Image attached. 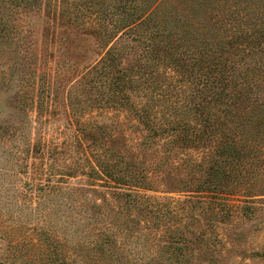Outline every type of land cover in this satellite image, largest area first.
<instances>
[{"label":"rangeland","instance_id":"rangeland-1","mask_svg":"<svg viewBox=\"0 0 264 264\" xmlns=\"http://www.w3.org/2000/svg\"><path fill=\"white\" fill-rule=\"evenodd\" d=\"M249 2L251 28H264V0ZM121 4L0 0V264H264V133L254 134L244 118L229 124L233 140L259 150L236 170L230 194L218 197L195 188L203 178L194 164L202 151L175 147L160 156L155 141L140 153L125 152L122 160L135 165V177L145 175L147 184L130 190L148 197L149 208L139 204L132 210L126 197L92 206L110 190L100 176L89 177L96 168L92 152L103 151L101 159L107 153L117 162L141 135L129 111L104 99L111 91L107 78L92 68L105 57L111 39H125L113 27L123 16ZM186 7L161 0L158 15L182 16ZM252 46L247 57L264 65V46ZM176 79L172 69L158 77L162 93L172 94V100ZM135 80L139 90H150ZM254 100L264 109L262 96ZM36 141L45 145L38 151L43 161L73 172L62 174L61 189L46 190L42 198L34 189L36 159L26 150ZM70 187L82 189L75 193ZM81 199L93 226L74 217L72 207ZM103 225L112 231L110 247L91 248L92 237L103 240ZM178 254L188 258L177 261Z\"/></svg>","mask_w":264,"mask_h":264},{"label":"trees","instance_id":"trees-1","mask_svg":"<svg viewBox=\"0 0 264 264\" xmlns=\"http://www.w3.org/2000/svg\"><path fill=\"white\" fill-rule=\"evenodd\" d=\"M178 2L187 6L182 16L179 13L158 15L161 0H122L123 16L113 27L120 29L117 37L125 39H111L108 44L114 42L106 50L105 57L92 67L107 78L106 85L111 91L104 99L110 105L129 111L131 118L136 120L132 126L141 132L138 139L131 141L129 148L123 149L118 163L110 161L107 153L101 159L103 151L102 154L92 152L96 168L89 172V177L100 176L101 185L110 188L97 197L101 204L94 202L93 207L109 206L111 200L126 197L132 210L139 204L142 209L149 208L148 197L130 190L135 184L145 186V175L135 177V165L122 160L127 156L125 152L132 153L133 150L140 153L155 141L160 143L157 144L160 156L174 153L175 147L202 151L198 164H194L199 167L203 178L195 188L197 191H210L218 197L230 194L228 184L232 186L235 182L236 170L259 150L248 143L239 145L238 141L235 142L229 127L230 123L244 118L245 127L254 134L264 133V109L259 108L261 104H254L257 95L264 98V65L247 57L249 45L253 44L251 48L264 46V41H261L264 28H251L247 16L252 10L251 3L249 0ZM246 6L249 8L247 14ZM133 34L135 42L132 43L130 35ZM166 69H172L178 75L175 80L178 83L173 85L177 90L174 100L172 94L166 96L162 93L163 85L158 80L159 74L166 73ZM135 78L151 85L150 90L141 91L135 87ZM179 84L184 86L181 90ZM198 96L200 102L191 104ZM43 146L36 141L32 149H26L28 158L33 156L36 159L31 166L36 179L34 189L40 197L46 190L61 189L62 174L73 173L43 161V155L38 154ZM68 189L76 193L82 188ZM93 191L99 192L97 189ZM85 205L87 203L81 199L72 207L74 217L90 227L94 225L90 222L93 217L83 208ZM103 228L100 232L103 240L98 242L92 237L88 241L91 248H102L103 244L110 247L112 231L108 225ZM180 257L188 258L178 254L175 260L181 261Z\"/></svg>","mask_w":264,"mask_h":264}]
</instances>
